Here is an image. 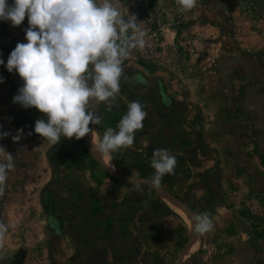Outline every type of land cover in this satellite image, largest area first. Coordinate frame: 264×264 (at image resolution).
I'll list each match as a JSON object with an SVG mask.
<instances>
[{
  "label": "crops",
  "instance_id": "obj_1",
  "mask_svg": "<svg viewBox=\"0 0 264 264\" xmlns=\"http://www.w3.org/2000/svg\"><path fill=\"white\" fill-rule=\"evenodd\" d=\"M28 27L27 16L18 27L0 21V59L5 61L0 65L4 78L0 118L9 121L11 138L23 130L27 152L39 145L48 174L43 187L28 194L33 207H17L11 221H4L0 208V222L9 225L2 244L9 239L12 246L19 244L18 234L23 232L32 246L44 245L40 256L28 249L31 252L22 258L25 264H243L244 256L231 249L237 237H225L228 221L218 222V228L214 223V230L221 232L218 236L213 232L197 235L193 230L192 213L223 212L219 205L223 190L218 184L227 181L221 167L228 165L227 152L219 142L226 109L212 106L216 98L221 101L227 95L211 93V81L202 71L205 66L195 59L199 55L177 74L146 66L133 50L122 64L119 93L111 103L96 106L101 123L89 127L99 141L108 127L117 128L133 101L140 102L147 117L131 147L100 159L91 153V134L79 140L61 137L59 144L50 145L35 133V122L43 114L13 102L23 80L18 73L8 72L6 64L16 45L27 43L24 30ZM166 37L175 42L178 35L172 30ZM212 118L218 119L215 124ZM213 133L220 138L210 139ZM156 149H167L177 160L174 174H166L161 181L170 200L147 182L155 172L151 159ZM32 157L28 153L27 158ZM30 165L35 179V163ZM132 175L147 182L141 184L142 192L129 184ZM37 197L44 201L42 206L37 207ZM37 210L43 213L38 219ZM30 214L34 215L25 220Z\"/></svg>",
  "mask_w": 264,
  "mask_h": 264
},
{
  "label": "rangeland",
  "instance_id": "obj_2",
  "mask_svg": "<svg viewBox=\"0 0 264 264\" xmlns=\"http://www.w3.org/2000/svg\"><path fill=\"white\" fill-rule=\"evenodd\" d=\"M150 1L153 3L134 2L138 3V13L147 23L151 38L159 39L164 47H159L157 55L147 62L142 60L143 64L178 74L191 62L195 63L193 59L199 55L195 59L205 66L202 71L211 81V93L227 95L212 103L213 107L226 109L221 119L223 135L213 133L209 138L222 137L219 142L227 152L228 165L221 167L227 181L218 184L223 190L219 204L223 214L216 211L210 217L217 228L221 227L218 222L228 221L225 237H237V244L231 249L244 256L243 264H264V0H198L193 10L184 13L179 11L176 0ZM172 30L178 38L168 42L166 34ZM1 112L4 110L0 106ZM198 120L202 123L201 118ZM211 120L215 124L218 119ZM10 127L6 117L0 118V132L7 133ZM22 140L25 139L21 137L14 142L10 135L0 139V146L13 155L14 163L0 192L4 221L13 219L11 212L16 213L17 207H33L28 194H36L48 174L39 145L27 152ZM28 153L34 157L28 159ZM33 162L35 179L30 165ZM215 186L216 182L212 184ZM159 189L170 200L166 188ZM35 200L37 207L44 204L38 197ZM185 206L190 212L191 207L186 203ZM42 214L37 210L35 215L38 219ZM37 224V230L41 231V225ZM211 232L221 235L219 229ZM22 233L18 234L17 245L10 244L12 239L0 243V264H25L22 258L28 249H34L37 256L44 254V245L32 246Z\"/></svg>",
  "mask_w": 264,
  "mask_h": 264
},
{
  "label": "clouds",
  "instance_id": "obj_3",
  "mask_svg": "<svg viewBox=\"0 0 264 264\" xmlns=\"http://www.w3.org/2000/svg\"><path fill=\"white\" fill-rule=\"evenodd\" d=\"M198 0H176L181 13L190 12ZM27 16V43H18L7 60L8 72L18 73L22 87L13 102L23 108H36L43 118L35 122V133L50 145L61 137L79 140L91 134V153L100 159L126 150L134 144L135 132L143 128L147 113L138 101L128 104L117 128L108 127L99 141L90 124L99 125L96 106L113 101L120 91L122 64L133 52L143 50L145 32L137 18H123L111 0H0V21L21 26ZM2 55V53H0ZM5 61L0 59V65ZM0 83L4 78L0 76ZM23 130L13 136L14 142ZM11 133L0 132V139ZM31 135V133H29ZM177 160L167 149H156L151 159L154 174L147 180L156 189L166 174H174ZM14 168L13 155L0 146V192ZM134 175L129 184L143 191ZM146 182V183H147ZM193 230L205 235L214 222L205 212L192 217ZM9 225L0 222V243Z\"/></svg>",
  "mask_w": 264,
  "mask_h": 264
},
{
  "label": "built area",
  "instance_id": "obj_4",
  "mask_svg": "<svg viewBox=\"0 0 264 264\" xmlns=\"http://www.w3.org/2000/svg\"><path fill=\"white\" fill-rule=\"evenodd\" d=\"M114 5L119 7L123 18L131 19V15L136 16L137 23L140 25L141 29L145 32V40L146 44L143 50H136L138 51L137 54L140 57V60L147 62L153 56L157 55L158 48H163L164 46L161 45L159 39L155 38L152 39L149 33V27L147 23H145L144 19L141 16V13H138V3H135L131 0H111ZM155 40V42H154Z\"/></svg>",
  "mask_w": 264,
  "mask_h": 264
}]
</instances>
